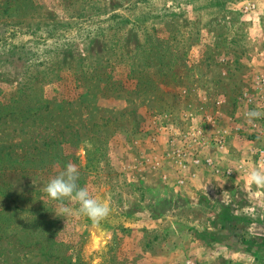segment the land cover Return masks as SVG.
Wrapping results in <instances>:
<instances>
[{"label": "rangeland", "instance_id": "374dc122", "mask_svg": "<svg viewBox=\"0 0 264 264\" xmlns=\"http://www.w3.org/2000/svg\"><path fill=\"white\" fill-rule=\"evenodd\" d=\"M250 49L264 0H0V264H264L254 137L228 136L229 176L202 164L209 115L247 125ZM67 163L99 224L44 193Z\"/></svg>", "mask_w": 264, "mask_h": 264}, {"label": "clouds", "instance_id": "9594fccd", "mask_svg": "<svg viewBox=\"0 0 264 264\" xmlns=\"http://www.w3.org/2000/svg\"><path fill=\"white\" fill-rule=\"evenodd\" d=\"M264 117V112L250 109L245 113V119L249 123ZM57 167H60L57 162ZM80 171L74 163H67L54 176L48 179L43 191L50 200L60 202L58 205L59 216L62 217H85L94 224H99L108 218L111 207L108 203L97 197H93L89 189L80 186ZM248 181L260 187H264V171L253 168L248 172ZM75 202L76 206L63 201Z\"/></svg>", "mask_w": 264, "mask_h": 264}, {"label": "built area", "instance_id": "2783aa9c", "mask_svg": "<svg viewBox=\"0 0 264 264\" xmlns=\"http://www.w3.org/2000/svg\"><path fill=\"white\" fill-rule=\"evenodd\" d=\"M243 9L245 12L253 11L254 3L247 2L243 5ZM251 88L255 89L253 92L248 90L243 91L242 94L238 95V102L244 104L247 107V110L244 111L243 115L245 117V113L250 109H255L261 112H264V70L260 72L254 80V83L251 85ZM217 116L209 115L207 117V122L209 125V133L203 136L208 135L209 139V146H214L217 148H223L227 143V138L229 135L232 134H241L245 133L247 137H254L255 142L257 143L255 149L252 154V159L255 163H264V117L254 121L253 123H249L245 121L247 125H244L242 128L241 120L236 121L230 129L227 127L221 126L219 121L216 120ZM246 120V119H244ZM202 131V130H201ZM201 131L196 132L195 129H190V132L187 134L189 135L190 139L196 140V136H202ZM203 132V131H202ZM202 136V137H203ZM205 144V142H204ZM249 156V155H248ZM211 159V158H210ZM209 158L206 159V156L203 157L202 164L213 165ZM251 159V160H252ZM250 160V161H251ZM192 162L194 165L201 164V158L198 155H194L192 158ZM218 173H223L224 175L229 176L231 174L230 168L222 169L220 166L214 164L213 168ZM190 262H188L189 264Z\"/></svg>", "mask_w": 264, "mask_h": 264}, {"label": "crops", "instance_id": "0c3cea01", "mask_svg": "<svg viewBox=\"0 0 264 264\" xmlns=\"http://www.w3.org/2000/svg\"><path fill=\"white\" fill-rule=\"evenodd\" d=\"M263 52L264 51H260V53H259V51H257V50H255V51H252V49H250V52H248L250 55H252L253 57H254V55H257V56H261L262 54H263ZM259 53V54H258ZM264 70V65L262 66V70H261V72ZM254 80H255V78H254V76H253V78H252V81L254 82ZM252 81H250V82H252ZM250 86L252 85V83L251 84H249ZM249 86V87H250ZM248 87V88H249ZM225 98H227V95L226 94H221L220 96H219V99L218 100H223V99H225ZM227 100V99H226ZM238 143L241 145H246V144H252V145H246V147H248V148H245L244 146H242V147H238L237 149H238V152H240V151H242L241 152V155H244V153L246 152V154L248 153V155H251L252 153H253V151H254V149H255V146L256 145H254V143H256L255 142V140L253 139V140H248V139H246V140H244V139H239L238 140ZM257 144V143H256ZM251 146L252 147H254V149L253 150H251ZM230 150V147L228 146L227 147V145H225L223 148H219V151H216V150H213L214 152H217V154H218V156L216 157H213L212 156V154H211V152L210 153H208V154H210L211 155V157H209V155L208 154H206V159L207 158H211L210 160H211V162H212V164L214 165V164H216V165H218V166H220L222 169H228L229 167H232L233 165L232 164H234L231 160H229V155H228V151ZM246 150V151H245ZM248 151V152H247ZM237 152V153H238ZM247 155V156H248ZM213 165H207L208 166V169L210 170V168H211V170H213L212 168H213ZM233 170H234V168H233ZM224 179H228L227 177L226 178H224ZM226 180H224V182H225Z\"/></svg>", "mask_w": 264, "mask_h": 264}]
</instances>
